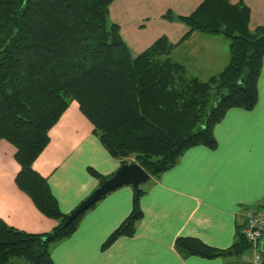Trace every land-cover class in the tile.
Here are the masks:
<instances>
[{
    "label": "trees",
    "instance_id": "trees-1",
    "mask_svg": "<svg viewBox=\"0 0 264 264\" xmlns=\"http://www.w3.org/2000/svg\"><path fill=\"white\" fill-rule=\"evenodd\" d=\"M113 1L0 0V141L17 148L18 186L58 221L51 231L31 233L0 219V264H54L52 244L71 235L85 213L64 226L69 213L61 211L47 179L33 166L49 143V130L73 100L113 156L138 162L151 177L174 166L192 146L216 147L214 127L227 110L257 103L264 26L250 30L246 5L204 0L190 15L177 17L191 30L232 39L229 64L204 81L168 56L166 39L133 55L111 19ZM91 172L101 183L110 177ZM142 186L105 246L135 232L143 216ZM176 243L205 257L223 252L193 237ZM249 247L241 231L234 252Z\"/></svg>",
    "mask_w": 264,
    "mask_h": 264
},
{
    "label": "crops",
    "instance_id": "crops-1",
    "mask_svg": "<svg viewBox=\"0 0 264 264\" xmlns=\"http://www.w3.org/2000/svg\"><path fill=\"white\" fill-rule=\"evenodd\" d=\"M204 0H114L111 19L133 55L166 39L168 56L191 75L207 81L231 60L232 39L224 33L191 30L179 20ZM250 10L249 28L264 26V0H231ZM216 147L185 150L178 162L151 177L140 197L143 216L133 234L109 236L133 210V186L125 184L85 211L77 229L54 242V264H230L242 253L205 257L177 246L180 237L198 238L227 251L239 238L248 206L264 204V56L258 100L251 109L231 107L215 125ZM50 140L34 162L64 213H71L101 184L91 169L111 176L124 159L113 156L93 123L73 100L49 130ZM16 146L0 141V219L31 233L51 231L58 221L41 212L16 182L21 165ZM130 162V161H128ZM234 250V249H233Z\"/></svg>",
    "mask_w": 264,
    "mask_h": 264
},
{
    "label": "water",
    "instance_id": "water-1",
    "mask_svg": "<svg viewBox=\"0 0 264 264\" xmlns=\"http://www.w3.org/2000/svg\"><path fill=\"white\" fill-rule=\"evenodd\" d=\"M150 178L151 174L148 173L138 162L133 161L123 163L113 175L106 178L94 192L69 213L64 221V226L70 224L78 215L89 209L104 195L122 185L128 184L133 186L136 195H139L141 185L146 183ZM221 254L224 256L233 255L234 250L229 249L221 252Z\"/></svg>",
    "mask_w": 264,
    "mask_h": 264
},
{
    "label": "built area",
    "instance_id": "built-area-1",
    "mask_svg": "<svg viewBox=\"0 0 264 264\" xmlns=\"http://www.w3.org/2000/svg\"><path fill=\"white\" fill-rule=\"evenodd\" d=\"M241 231L250 247L230 264H264V204L245 208Z\"/></svg>",
    "mask_w": 264,
    "mask_h": 264
},
{
    "label": "rangeland",
    "instance_id": "rangeland-1",
    "mask_svg": "<svg viewBox=\"0 0 264 264\" xmlns=\"http://www.w3.org/2000/svg\"><path fill=\"white\" fill-rule=\"evenodd\" d=\"M233 257H235V255H232V256H230V258H233ZM22 264H30L29 262H27V261H23V263Z\"/></svg>",
    "mask_w": 264,
    "mask_h": 264
}]
</instances>
